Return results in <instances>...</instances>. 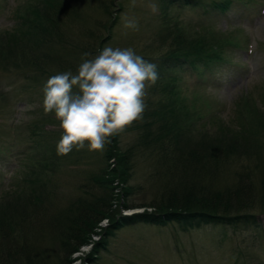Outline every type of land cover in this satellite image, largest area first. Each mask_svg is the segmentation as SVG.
<instances>
[{"label":"trees","instance_id":"1","mask_svg":"<svg viewBox=\"0 0 264 264\" xmlns=\"http://www.w3.org/2000/svg\"><path fill=\"white\" fill-rule=\"evenodd\" d=\"M160 1L170 8L201 6L220 16L249 3L246 0ZM26 2L23 8L14 11L11 28L0 31V68L23 80L49 78L68 70L75 73L82 59L94 57L113 41L121 11L119 5L112 9L113 0H108V4L103 1L101 13L108 20L98 21L93 29L89 28L90 24H84L76 0ZM163 27L157 35L158 44L151 41L140 54L157 66L159 78L149 89L153 97L146 99L144 121L133 126L137 131L135 146L121 150L119 138L123 132L112 137L116 168L108 169L107 164L99 175L90 176L93 185L105 192L104 196L78 199L58 210L56 183L53 178H41L39 172H55L60 155L54 151V159L36 158L32 169L43 170H32L28 178L23 177L0 199V264H53L50 260L46 263L45 231L36 232L33 237L27 235L31 221L38 223V230L42 225L49 235H56L59 253L54 264H71L72 256L98 234L95 230L99 223L110 219L104 237L85 259L87 264H97L99 254L108 249L115 232L125 226L163 222L257 225L258 217L264 216V93L257 98L252 92L241 96L235 104L237 125L224 124L220 119L203 123L188 114L185 106L179 104L173 86L163 82L168 79L172 82L164 71H177L185 66L196 69L204 79V75H211L228 63L223 55L237 47L238 40L207 25H182L176 20L173 26L165 22ZM85 53L90 56L84 57ZM5 96L0 85L2 103ZM236 145L246 155L244 161L248 165L234 172L232 183L220 185L221 179L228 176L232 161L229 155L233 152L238 155L232 151ZM137 154L153 170L150 183L157 186V193L152 203L141 205L152 210L116 217V213H111L116 201L113 185L120 181L126 196L130 194L126 184L138 165ZM111 158L108 143L105 161Z\"/></svg>","mask_w":264,"mask_h":264},{"label":"rangeland","instance_id":"2","mask_svg":"<svg viewBox=\"0 0 264 264\" xmlns=\"http://www.w3.org/2000/svg\"><path fill=\"white\" fill-rule=\"evenodd\" d=\"M103 1L108 4V0H76L84 24H90L89 28H96L100 20H108L101 13ZM113 1L112 9H117L119 5L121 11L118 13L113 41L106 46L131 47L140 55L151 41L153 45L155 42L158 44L157 35L165 22L173 26L176 20L182 25H207L214 31L232 34V38L238 40V46L223 55L228 63L211 75H204V79L190 66L177 71H164L165 77H171L172 82L171 79L163 82L173 86L179 104L185 106L193 119L203 123L220 119L225 121L224 124L232 122L237 125L235 104L241 96L252 92L257 98L264 93V0H246L248 5H241L242 8L237 7L221 16L201 6L170 8L160 0ZM26 4V0H0V31L11 28L14 11ZM125 18L134 19L138 28L126 29L123 26ZM14 77L15 74L5 73L0 68V85L6 95L3 103L0 100V199L6 191L14 189L23 177L28 178L32 170H43L39 167L32 169L36 158H55L52 153L56 151V144L62 134L54 115L44 114L40 106L42 90L48 78L23 80ZM149 89L146 99L153 97ZM179 114L180 119H183L182 112ZM144 119L134 122L123 131L119 138L121 150L135 146L137 131L133 126L141 124ZM245 122H248L247 118ZM235 147L237 149L232 151H237L240 156L234 152L229 155L231 166L227 171L228 176L221 179L220 185L232 183L234 172L248 165L244 161L247 158L244 152L238 145ZM109 148L112 158L107 162L105 148L101 152L89 151L85 147L79 151L74 149L62 157L60 155L59 167L55 172H39L41 178H53L56 183L55 207L58 210L78 199L104 196L105 192L93 185L90 176L99 175L107 164L108 169L116 168L112 142ZM145 160L143 156L139 157L138 165L126 184L129 195L126 196L123 184L116 178L113 185L116 201L111 209L116 217L152 210L141 207L152 203L157 193V186L150 183L153 170L147 168ZM100 204L103 206L102 202ZM257 221V225L163 222L125 226L115 232L108 249L99 254L97 264H264V216L260 215ZM109 224L108 218L99 223V228L95 230L98 234L92 236L89 243L72 256L71 264H87L85 259L95 244L102 240ZM38 226L37 222L31 221L27 235L33 237L36 232L45 231L43 242L46 263H50V260L54 264L59 253L56 235H49L42 225L38 230Z\"/></svg>","mask_w":264,"mask_h":264},{"label":"clouds","instance_id":"3","mask_svg":"<svg viewBox=\"0 0 264 264\" xmlns=\"http://www.w3.org/2000/svg\"><path fill=\"white\" fill-rule=\"evenodd\" d=\"M123 26L138 28L134 19L127 18ZM158 78L157 66L133 48L111 46L82 59L75 73L68 70L49 77L40 106L59 122L57 154L85 147L102 152L112 137L143 119L148 89Z\"/></svg>","mask_w":264,"mask_h":264},{"label":"bare ground","instance_id":"4","mask_svg":"<svg viewBox=\"0 0 264 264\" xmlns=\"http://www.w3.org/2000/svg\"><path fill=\"white\" fill-rule=\"evenodd\" d=\"M134 214V213H133ZM130 215V214H129Z\"/></svg>","mask_w":264,"mask_h":264}]
</instances>
